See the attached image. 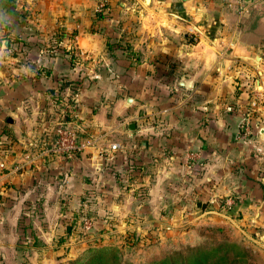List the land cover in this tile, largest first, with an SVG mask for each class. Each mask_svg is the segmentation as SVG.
Instances as JSON below:
<instances>
[{
	"label": "crops",
	"instance_id": "crops-1",
	"mask_svg": "<svg viewBox=\"0 0 264 264\" xmlns=\"http://www.w3.org/2000/svg\"><path fill=\"white\" fill-rule=\"evenodd\" d=\"M100 1L0 0V264L69 259L88 196L108 236L179 226L264 256V0ZM74 94L103 151L16 169Z\"/></svg>",
	"mask_w": 264,
	"mask_h": 264
},
{
	"label": "rangeland",
	"instance_id": "rangeland-1",
	"mask_svg": "<svg viewBox=\"0 0 264 264\" xmlns=\"http://www.w3.org/2000/svg\"><path fill=\"white\" fill-rule=\"evenodd\" d=\"M95 222V219H93ZM79 221L76 223V240H79L76 249L69 254V259L60 262L59 264H71L76 261V264H149L151 261V253H157L159 248L149 247V242L156 239H168L169 243L178 247V249H172L174 246L168 248V254L173 253V258L171 257L170 263L178 264L182 262V243L181 235L184 234L179 226H176L172 231L166 232H148L144 230H131L127 232H118L110 234L102 233L100 228H96L89 232V234H83L80 230ZM94 225V223H93ZM208 247L206 249L212 250V256L206 264H214V261L222 258L221 256L215 255L217 249L216 245H223L225 248H229V234H222L218 232H207L201 235ZM219 241V242H217ZM231 248L233 250L226 253L228 256L225 257V261H219V264H264V256L254 254L251 250H247L241 246V244ZM218 246V245H217ZM104 247L108 248L110 253L108 255L99 254L98 260L91 261L92 257L96 254L102 253ZM177 251V252H176ZM186 252V250H183ZM29 252V251H28ZM27 252V253H28ZM97 252V253H96ZM222 251H220L221 253ZM114 255V257H112ZM32 256L28 253V256ZM29 261V263H28ZM22 264V263H21ZM23 264H32L29 258Z\"/></svg>",
	"mask_w": 264,
	"mask_h": 264
},
{
	"label": "built area",
	"instance_id": "built-area-1",
	"mask_svg": "<svg viewBox=\"0 0 264 264\" xmlns=\"http://www.w3.org/2000/svg\"><path fill=\"white\" fill-rule=\"evenodd\" d=\"M242 1V0H236ZM107 3L106 0H101L97 5V11L105 13L107 11ZM73 55L76 60L79 59L84 60V54L80 49L74 48ZM78 94H74L73 98L78 102L77 99ZM79 114L76 111L73 115L72 120H66L63 118L59 125L56 127L54 131V136L50 140H37L33 143H29V145L25 148L23 152L22 163L16 166V169L23 168L24 166H28L32 163L37 162L41 158L53 156V155H61L68 159L73 158L76 154L86 151L88 149H97L100 152L103 151V147L99 146L97 143V137L92 134H84L78 123ZM243 136H247L250 132L249 127L244 125L242 127ZM120 145L116 142L110 144L109 148L112 151L118 150ZM200 158L198 152L190 151L186 154V165H191L195 161ZM5 163H0V168H4ZM233 198L225 199L218 208L221 211L227 212L232 205L234 204ZM213 204V201L210 202ZM84 207H87L86 203L83 204ZM80 230L83 234H89V232L93 228V222L87 215H82L79 219Z\"/></svg>",
	"mask_w": 264,
	"mask_h": 264
},
{
	"label": "trees",
	"instance_id": "trees-1",
	"mask_svg": "<svg viewBox=\"0 0 264 264\" xmlns=\"http://www.w3.org/2000/svg\"><path fill=\"white\" fill-rule=\"evenodd\" d=\"M99 14H103L102 12H98ZM72 58L74 59V55L72 53ZM64 106V113H65V119L66 120H72L73 119V115L74 113L78 110V102L75 101L74 99H66V101L63 104ZM3 135V134H2ZM4 136L6 138H8L10 135L9 134H4ZM12 139V138H11ZM2 143V141H1ZM132 168V167H131ZM141 188L143 190H141ZM140 192H142V194H139L141 197L144 198L143 194L145 192L144 190V186H140L139 187ZM139 190H137V192H139ZM89 197V196H88ZM83 198L79 201V208H77V214L75 215V219L74 222L75 224H78V221L80 219V217L82 215H87L92 222L93 221V215L91 214V200H88L87 198ZM84 203H86L87 207H84ZM204 239L201 235H194L192 236L189 233H184L181 235V244H182V262L178 263V264H206L208 262V260L210 259V256H212V250L206 249L208 247V245H206L207 242H205L204 245ZM170 240H166V239H156L153 240L151 242H149V247L151 248H159V251L157 253H151V261L149 264H172L170 263V259L171 257L173 258V253L172 254H168V248H170L171 246H174L172 249H178V247H175V245L169 243ZM218 245V246H217ZM215 249H217L215 251V255L221 256L222 258H220L219 260L214 261V264H219V261H225V257H227L228 255L226 253H229V251L233 250L231 248H233L234 246L229 245V248H225L223 247V245L217 244ZM186 250V252H184L183 250ZM220 251H222L220 253ZM102 253H98L96 254L95 257H92L91 261H96L98 260L99 262V254L100 255H108L110 253V251H108V248L104 247V249H102V251H100ZM177 252V251H176ZM97 253V252H96ZM112 257H114V255H112ZM77 262L73 260V262L71 264H76ZM131 264V263H129Z\"/></svg>",
	"mask_w": 264,
	"mask_h": 264
},
{
	"label": "water",
	"instance_id": "water-1",
	"mask_svg": "<svg viewBox=\"0 0 264 264\" xmlns=\"http://www.w3.org/2000/svg\"><path fill=\"white\" fill-rule=\"evenodd\" d=\"M127 127H128L129 129L134 130V129H135V124H134V123H129V124L127 125Z\"/></svg>",
	"mask_w": 264,
	"mask_h": 264
}]
</instances>
